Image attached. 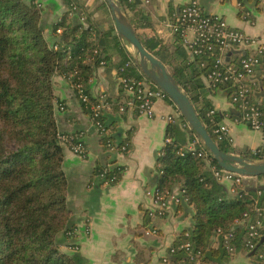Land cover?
I'll return each instance as SVG.
<instances>
[{
    "label": "trees",
    "instance_id": "16d2710c",
    "mask_svg": "<svg viewBox=\"0 0 264 264\" xmlns=\"http://www.w3.org/2000/svg\"><path fill=\"white\" fill-rule=\"evenodd\" d=\"M64 1L68 9L52 23H46L43 7L34 0H0V264H87L78 248V223L67 199L69 182L63 164L64 145L58 138L56 119L62 102L54 92V78L67 80L90 116L91 103L100 102L91 92L90 79L98 67L107 64L111 49L120 50V77L150 80L136 63L126 65L130 54L121 44L122 37L114 25L101 27L91 20L78 0ZM121 1L126 12L131 11V22L145 48L170 67L220 148L256 158L253 149L236 150L227 138L219 139L213 131L223 114L215 109L212 95L224 91L231 99L236 89L232 81L217 87L207 84L206 76L214 67L215 53L197 55L190 60L179 32L174 34L177 45L170 51L152 26L145 24L140 30L134 22L141 15L135 0ZM237 1L246 7L239 11L243 17L250 11L248 4L256 0ZM100 7L110 14L106 1ZM120 85L125 91L122 82ZM81 94L87 95L91 102L82 101ZM259 104L264 110V100ZM213 109L214 113L209 115ZM105 111L100 116L104 130L99 133L104 156L95 166V175L113 185L123 170L115 163L114 155L122 151V146H126L125 151L129 149L130 135L116 140ZM230 112L232 117L239 116L235 106ZM188 132L193 140L196 133L191 128ZM179 133L176 124L169 125L167 139L170 140L159 156L161 174L157 186L167 190L180 185L182 200L175 207H192V224L173 246L189 241L192 253L199 250L201 255L197 260L191 259L188 251L179 249L168 262L162 257L161 263L225 264L232 255L243 252L249 264H264L258 253L251 256L246 252L248 229L243 221L245 212H250L253 219L254 198L264 203V185L248 188L242 183L232 186L234 190L228 188L217 180L211 168L201 170L207 161L194 151L179 153L183 147ZM109 142L113 143L114 151L109 150ZM210 161L219 166L215 159ZM257 178L264 180V175ZM149 221L150 216H146L144 224L148 225ZM261 232L264 235V220ZM62 247L67 248L62 250ZM262 249L264 243L259 246V251Z\"/></svg>",
    "mask_w": 264,
    "mask_h": 264
},
{
    "label": "crops",
    "instance_id": "0c3cea01",
    "mask_svg": "<svg viewBox=\"0 0 264 264\" xmlns=\"http://www.w3.org/2000/svg\"><path fill=\"white\" fill-rule=\"evenodd\" d=\"M34 1L43 7L46 23H52L68 9L64 0ZM104 1L78 0L91 20L101 27L114 25L112 13L109 14L108 10L100 7ZM190 1L135 0L141 15H137L134 22L140 30L145 28V24L152 26L161 41L173 51L177 41L169 25L183 5ZM199 2L206 12L223 16L231 26L259 37L264 42V0L248 4L250 11L247 17L239 16V11L246 7L240 6L237 0ZM127 15L130 18L131 11ZM193 37V32H189L188 38ZM121 41L133 56L128 43L123 38ZM182 44L184 46L183 41ZM110 52L112 55L107 64L98 67L90 79V89L93 95L108 103L105 108L106 120L113 136H116L115 139L123 140L130 135L129 149L114 155L115 163L122 166L123 170L121 178L113 185L105 183L100 176L95 175V166L104 156L101 135L67 80L59 76L55 79L57 96L64 106V109L57 108L56 111L58 130L62 133L79 134L88 150L86 157H83L64 146L63 164L69 182L67 199L78 223V248L87 264H162L161 258L181 233L192 224V207L178 209L168 199L167 206L162 209L148 191L158 187L157 182L161 174L159 156L167 143L169 125L176 124L180 129L179 136L183 140L181 142L184 148L192 139L188 132L189 127L184 125L181 114L178 116V108L167 97L155 101V115L152 117L127 104L129 92L121 88L118 71L122 59L120 50L115 48ZM233 53L232 49L228 51L229 56H233ZM166 66L170 70L167 64ZM257 77L259 83L255 85L252 99L262 103L264 57L262 64L257 68ZM212 100L215 109L223 114L221 121L229 125L231 144L236 150L264 146V130H254L248 123L238 120L237 116L232 117L230 110L233 105L224 91L215 92ZM59 104L57 100L56 106ZM122 107L124 109H121ZM168 115H175L176 122H170ZM208 168V161L201 166V170ZM221 182L232 188L231 182ZM243 183L248 188L264 185L257 177L245 178ZM167 190L175 194L181 193L179 184ZM146 216H150L148 225L144 224ZM248 261L246 254L239 252L232 255L225 264H249Z\"/></svg>",
    "mask_w": 264,
    "mask_h": 264
},
{
    "label": "built area",
    "instance_id": "2783aa9c",
    "mask_svg": "<svg viewBox=\"0 0 264 264\" xmlns=\"http://www.w3.org/2000/svg\"><path fill=\"white\" fill-rule=\"evenodd\" d=\"M171 30L176 33L179 32L184 43V47L189 53L191 59L197 55L205 53H215V64L213 69L207 74L206 81L209 86L217 87L218 84L232 81L236 85L234 93L231 95L230 102L235 106L239 113L238 120L246 122L254 130L260 131L264 127V110L259 103L251 100V96L255 85L259 83L257 77V68L262 64L264 57V42L256 36H251L243 30L233 27L229 22L219 14L208 13L204 10L199 0H191L183 5L179 14L170 23ZM189 32H193V39L188 38ZM128 48H131L127 44ZM233 50V56L228 59V51ZM135 60L130 55L126 65H135ZM204 66L205 63L201 62ZM140 69V68H139ZM141 70V69H140ZM142 72V71H141ZM123 83L125 92H129L127 104L134 106L140 113L146 114L150 117L155 115L154 103L158 98L167 97L163 89L157 86L154 82L144 78H126L120 77V83ZM82 91V90H80ZM82 101L91 102L87 95H80ZM136 99L138 101H136ZM87 105L86 107H88ZM64 109L63 104L60 105ZM93 114L90 116L93 125L98 133L104 130L100 116L106 108V104L100 100L99 103H91L90 107ZM121 109H124L122 107ZM214 113V109L209 112ZM178 109V116H180ZM170 122H176L175 115H168ZM184 121V120H183ZM185 122V121H184ZM185 126L189 127L187 122ZM190 128V127H189ZM214 133L219 139L227 138L232 142L230 135V128L228 123L219 121L215 123L213 128ZM78 137V138H77ZM60 143L71 149L74 153L80 156H86L88 153L87 146L77 133H58ZM170 139L168 138L167 141ZM200 145V148L197 147ZM109 150L114 151L112 142L108 143ZM122 151L126 150V146H122ZM186 150L194 151L195 154L205 159L210 163L211 171L219 181H228L232 186L241 185L247 176L239 175L235 172L229 171L220 166L211 164V154L203 144L201 138L196 134L191 143L185 148L182 147L179 151L181 155H185ZM256 158L264 159V148L257 147L253 149ZM103 175V174H102ZM234 190V188H232ZM261 192L258 191V194ZM148 194L153 198L154 202L162 209L167 206L168 199L175 205L182 200L181 193L175 194L170 190H162L156 187ZM253 211V219L250 212H245L244 222L248 229V238L246 240V252L251 253L255 251L258 257L264 260V249L259 251L258 244L263 236L261 229L264 220V203H260L258 197L254 198L251 204ZM179 249L188 251L191 259L197 258L201 255V251L192 253V244L189 241L181 243L178 247L170 246L169 251L163 256V261L168 262L170 256ZM233 251L234 248L230 247Z\"/></svg>",
    "mask_w": 264,
    "mask_h": 264
},
{
    "label": "water",
    "instance_id": "95a60500",
    "mask_svg": "<svg viewBox=\"0 0 264 264\" xmlns=\"http://www.w3.org/2000/svg\"><path fill=\"white\" fill-rule=\"evenodd\" d=\"M111 10L117 33L131 46L133 58L141 71L167 96L179 109L189 127L201 138L213 159L219 166L239 175L259 177L264 175V159L242 156L223 151L199 117L189 95L181 88L166 64L145 48L128 17L121 0H105ZM230 59V56H228ZM264 243V235L258 247ZM252 251L250 255H254Z\"/></svg>",
    "mask_w": 264,
    "mask_h": 264
},
{
    "label": "rangeland",
    "instance_id": "374dc122",
    "mask_svg": "<svg viewBox=\"0 0 264 264\" xmlns=\"http://www.w3.org/2000/svg\"><path fill=\"white\" fill-rule=\"evenodd\" d=\"M57 77H55L54 78V92H55V94H56V96H57V92H56V88H55V79H56ZM58 97V96H57ZM66 147V146H65ZM68 148V147H67ZM71 150V149H70ZM261 182H264V180H261ZM73 213H74V211H73ZM67 248V247H66ZM65 247H62V250H65L66 249Z\"/></svg>",
    "mask_w": 264,
    "mask_h": 264
}]
</instances>
